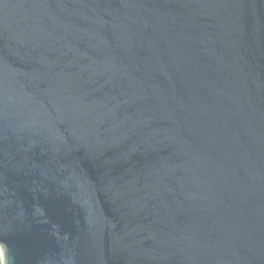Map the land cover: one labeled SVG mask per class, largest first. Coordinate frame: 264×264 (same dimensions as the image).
Listing matches in <instances>:
<instances>
[{
  "label": "water",
  "instance_id": "1",
  "mask_svg": "<svg viewBox=\"0 0 264 264\" xmlns=\"http://www.w3.org/2000/svg\"><path fill=\"white\" fill-rule=\"evenodd\" d=\"M4 264H264V0H0Z\"/></svg>",
  "mask_w": 264,
  "mask_h": 264
},
{
  "label": "built area",
  "instance_id": "2",
  "mask_svg": "<svg viewBox=\"0 0 264 264\" xmlns=\"http://www.w3.org/2000/svg\"><path fill=\"white\" fill-rule=\"evenodd\" d=\"M0 264H4V252L0 245Z\"/></svg>",
  "mask_w": 264,
  "mask_h": 264
}]
</instances>
